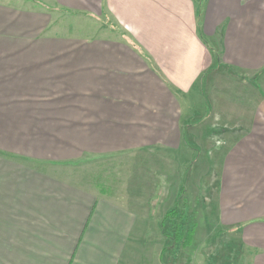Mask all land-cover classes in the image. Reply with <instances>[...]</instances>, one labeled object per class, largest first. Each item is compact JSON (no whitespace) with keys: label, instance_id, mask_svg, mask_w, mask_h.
<instances>
[{"label":"crops","instance_id":"1","mask_svg":"<svg viewBox=\"0 0 264 264\" xmlns=\"http://www.w3.org/2000/svg\"><path fill=\"white\" fill-rule=\"evenodd\" d=\"M15 2L0 0V264H180L150 241L191 190L236 264H264V0ZM87 157L139 173L92 190L65 171Z\"/></svg>","mask_w":264,"mask_h":264},{"label":"rangeland","instance_id":"2","mask_svg":"<svg viewBox=\"0 0 264 264\" xmlns=\"http://www.w3.org/2000/svg\"><path fill=\"white\" fill-rule=\"evenodd\" d=\"M4 4H21L15 2L17 0H2ZM42 1V0H41ZM20 2V1H19ZM134 161L122 159H92L83 158L75 163L66 166V173L69 179L82 183L85 187H89L92 190L109 189L112 193H115L119 187L123 188L127 186L128 180L134 173H139L134 168ZM154 171V169H151ZM137 176V175H136ZM143 177V176H142ZM196 177H190L191 182H186L187 177H182L181 183L185 182V186L195 183ZM154 179V178H153ZM152 179V180H153ZM188 180V179H187ZM154 182V180H153ZM183 185V184H182ZM190 188L193 189V186ZM203 184H201V189ZM200 192H181L179 201L176 207L165 210L163 218L161 219V230L164 235L163 240L150 241L157 243L155 246H163L165 249L172 248L179 250V262L180 264H236L237 251L235 246L220 230H222L218 224H216L213 217L212 208H203V193L201 192V199L198 198ZM172 209H176V212L184 210L187 216V225L185 230L193 228L192 241L188 247L182 248L183 234L176 232L173 229V224H169L167 214ZM212 214V216H211ZM185 221H181V226ZM168 254V253H167ZM169 257V256H168ZM170 261V257H169ZM167 262V261H166Z\"/></svg>","mask_w":264,"mask_h":264},{"label":"trees","instance_id":"3","mask_svg":"<svg viewBox=\"0 0 264 264\" xmlns=\"http://www.w3.org/2000/svg\"><path fill=\"white\" fill-rule=\"evenodd\" d=\"M167 219L169 221V224H173V229L180 233L183 234L184 237H179L177 240L182 239L183 238V242H182V248H186L189 246V244L192 241V237H193V228H191L190 230H185V227L187 225V216L184 213V210H181L180 212H176V209H172L171 211L168 212L167 214ZM181 221H185L184 225L181 226Z\"/></svg>","mask_w":264,"mask_h":264}]
</instances>
